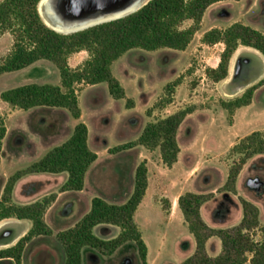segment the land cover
Instances as JSON below:
<instances>
[{
	"label": "rangeland",
	"instance_id": "obj_1",
	"mask_svg": "<svg viewBox=\"0 0 264 264\" xmlns=\"http://www.w3.org/2000/svg\"><path fill=\"white\" fill-rule=\"evenodd\" d=\"M237 21L264 32V0L217 2L205 12L199 30L185 50L133 49L114 66V73L121 79L135 105L133 112L128 114L132 113L131 118L127 119L128 123H132V126L128 124V131L113 130L103 134V141L110 147L138 139L149 122L186 108L193 109L179 127L177 140L181 151L172 167L164 164L159 148L150 150L138 145L109 153L108 149L100 147L102 160L88 176L89 189L88 193L85 192L88 197L102 194L104 198L123 202L133 191L136 167L142 161H147L148 188L135 213V223L148 246L147 264H183L200 252L210 257L222 253V240L217 235L204 240V249L198 248L197 237L191 232L178 203L179 197L187 192L204 196L200 215L207 229L201 228L203 236L211 233L213 228L228 229L240 224L244 214L243 203L246 201L251 205L252 221L247 231L253 239H261L260 230L264 226V153L248 158L241 165L243 154L232 148L253 131L261 130L264 133V84L256 89L251 104L235 109L233 113L223 103L242 96L249 87L264 78V56L252 47L240 45L230 59L228 77L215 82L207 74V69L218 66L225 45L221 42L212 45L203 42L207 30L214 27L225 29ZM191 24L193 21L187 20L183 26ZM13 44L12 33L3 31L0 26V63L11 52ZM88 58L87 51L74 53L70 56V66L76 68ZM234 61L237 76L229 79ZM177 79H180L179 84L168 86ZM32 82L60 83L59 70L52 62L41 60L23 70L0 75V123L4 122L7 127L0 164V203L5 201L7 206L15 202L13 191L10 193L11 199L7 200L9 193L6 187L17 172L32 163L35 154L30 155L31 149L41 151L55 146L65 140L70 132L71 125L60 127L61 123H67L68 116L64 111L51 107L23 110L1 99L4 90ZM104 85L107 87V83ZM88 86H81L80 95ZM95 96L96 93L88 89L84 101ZM102 96L105 97L100 93V98ZM110 122L113 128L115 119L111 116ZM118 122L123 124L125 120L119 119ZM237 167L239 172L234 181L229 174ZM47 175H30L19 186L17 193L19 199L30 198L53 188L55 191L39 199L47 200L43 217L51 222L53 211L64 196L59 194L62 191L58 187L61 178L55 174ZM58 197L60 201L56 203ZM85 212L86 206L81 202L70 221L54 224L62 232L63 227H73ZM255 213L258 216L257 226L252 218ZM19 223L17 217L2 219L0 242L9 241ZM59 233L36 235L28 241L23 251L27 257L24 264H31V252L47 244L44 242L59 241ZM13 245V242L0 243V250ZM63 254L64 249L56 264H65ZM246 255L244 264H252L251 254ZM118 256V264H143L135 243ZM0 264L16 262L0 260Z\"/></svg>",
	"mask_w": 264,
	"mask_h": 264
},
{
	"label": "trees",
	"instance_id": "obj_2",
	"mask_svg": "<svg viewBox=\"0 0 264 264\" xmlns=\"http://www.w3.org/2000/svg\"><path fill=\"white\" fill-rule=\"evenodd\" d=\"M220 1L227 0H149L137 11L112 21L97 24L83 30L64 33L48 26L39 13L40 0H2L0 2V26L14 36L11 52L0 63V75L23 70L38 61L52 62L60 73V83H26L4 90L1 99L14 107L30 110L36 107H55L66 109L76 119L81 118L79 94L82 85H95L106 82L110 94L115 99H126L128 108L135 101L127 97L125 88L113 73V64L125 53L133 49L156 51L163 48L185 50L199 30L207 9ZM239 1V0H236ZM187 20L193 24L184 27ZM203 42L209 45L223 43L225 48L216 68H208L207 74L220 82L228 77L229 62L240 45L252 47L264 56V32L242 22H234L225 29L218 27L207 30ZM87 51L89 58L83 64L72 68L69 58L72 54ZM180 83L177 79L169 87ZM264 84V78L249 87L242 96L223 103L231 113L235 109L251 104L258 86ZM193 112L186 108L146 124L139 138L109 149L117 153L143 145L150 150L159 148L163 162L172 167L181 151L177 133L186 116ZM7 127L0 123V163ZM89 128L79 121L72 134L63 143L51 148L42 158L16 173L10 179L7 192L12 194L15 182L30 173L67 172L68 179L61 187L62 191H81L85 187V178L89 168L98 159L88 143ZM234 151L243 154L242 164L256 154L264 153V133L256 130L244 136L234 147ZM239 167L229 174L236 179ZM148 188L147 161H142L135 169L134 188L123 204L109 203L101 197H94L90 210L73 226L58 234L65 252V264H83L82 250L91 246L103 255H113L127 242H134L143 264H147L148 246L135 223V213ZM179 206L191 232L197 237L198 248L204 249V240L217 235L222 240V253L210 257L206 253H197L183 264H244L247 253L251 254L252 264H264V226L261 227V239L255 240L248 233L251 227V205L246 201L240 224L228 228H213L211 233L202 235L201 228L207 224L200 215L204 196L192 192L181 195ZM47 200L27 205L7 206L0 203V221L17 217L29 219L33 226L13 246L0 250V260L12 259L21 264L26 243L36 235H49L51 229L44 220ZM255 225L258 216L253 215ZM107 223L120 228L118 236L103 239L94 233L95 226Z\"/></svg>",
	"mask_w": 264,
	"mask_h": 264
},
{
	"label": "crops",
	"instance_id": "obj_3",
	"mask_svg": "<svg viewBox=\"0 0 264 264\" xmlns=\"http://www.w3.org/2000/svg\"><path fill=\"white\" fill-rule=\"evenodd\" d=\"M83 51H85V50H83ZM76 53H78V52H76ZM122 57H120L117 61L114 62L113 73H114L115 64ZM69 60H70V58H69ZM114 75L122 83L121 79L115 73H114ZM104 83H106V82H102V83L95 84V85H89L86 89L83 90L81 95L79 94V103H80V107H81V118H80V120L74 119L66 109L51 107L53 109H57V110H61V111L66 112V114L68 116L67 117V123H61L60 124L61 128L65 127V125L66 126L71 125L69 127L70 132H69V134L65 140H67L69 138V136L72 134L75 125L79 121H83L87 124V126L89 128V139H88L89 147L94 152H96L98 154V159L87 171L84 189L81 191L66 190V191H61L59 193L60 196L61 195L64 196L63 201H61V204L58 205V207L55 208V210L53 211V217L51 218L52 219L51 222L47 217L45 218V222H46L47 226L51 229L52 232H57V233L60 232V229L57 228V226L54 224V222H61L62 223V222H66L68 220L70 221V219L72 218V216L74 214V211H76V208L79 206V203H81V202L84 203L86 206V212L81 215V218H82L90 210L91 202H92V199L94 197H101V198L105 199L107 202L114 203V204H123L128 199L127 198L123 202H115L113 200H110L109 198H106V197L104 198V196L102 194H100V195L92 194L91 197H88L87 194H85V192L88 193V189H89L88 176H89L92 168L94 166H96L99 162H101V160H102V156L100 153V151H101L100 147L101 148L103 147V149H108V152H109V149L113 147V146L110 147V145L106 144L103 141V134H105L106 132H111L113 130L125 132V130L128 131V124H130V126H132L131 125L132 123H128L127 119H128V117L131 118L132 113L130 115H128V114L130 113V111L133 112L134 108H128L127 107L126 102H125L126 99H115L110 94L108 84L106 87L104 85ZM56 84H58V83H56ZM99 88L101 90H99ZM124 88H125V86H124ZM88 89H91L92 92L96 93L97 96H95L93 99H89V100L87 99V101L85 102L84 101V94H85V91ZM125 91H126L127 97L129 98V95H128L126 88H125ZM100 93L105 95V97L102 96L100 98ZM121 101H124V103H122ZM36 108H38V107H36ZM110 116L115 119V122L113 124L114 125L113 128H111L112 123L110 122ZM119 119H124L125 122L123 124H121L118 122ZM104 120H105V123H104ZM93 134H94V137H93ZM65 140H63L61 143H63ZM61 143H59V144H61ZM59 144H57V145H59ZM53 147L54 146L48 147V148L43 149L41 151H39L37 149H31V151L29 152L30 155L35 154V156H33L32 163L34 161H37L40 158H42ZM141 147H143V146H141ZM2 158H3V152H2ZM1 162H2V159H1ZM33 174H44L46 176H49L47 174H55V175L59 176L61 178V180H60V183L58 184V187H62L68 179V173L67 172H61V173L39 172V173L26 174V175L20 177L15 182V184L13 186L12 191H13V200H14L15 204H18V205L31 204V203H34L36 201H39L40 198L45 197V196L49 195L50 193H52L53 191H55V190H52L53 188H51L49 190L41 192L37 196H33L30 198L24 197V198L19 199L18 193H17L19 186L22 184V182H24L27 178H29L30 175H33ZM59 201L60 200L58 197L56 199V203ZM56 203H54V206H56ZM68 207L70 208V210H68ZM19 221H20V223H19V225H17L15 227L14 233H13L12 237L10 238V240L5 241V242H0V243L9 244V243L13 242V244H15V242H17L21 237L25 236L33 226L32 221L29 219H19ZM70 227H72V226H67L65 228L63 227L61 229V231H64ZM94 233L103 239H111V238L118 236V234L120 233V228L116 225H113V224L102 223V224L95 226ZM54 241L55 242L53 243L50 240H48L47 242H44L47 244H45V245L42 244L40 247L35 248L33 250V252H31V255L29 257L30 263L31 264H56V260L60 259L61 252L63 251L64 248H62V245L60 244V242L58 240H54ZM133 244H134L133 242H127V243L123 244L119 249H117V251L113 255H110V256L103 255L99 250H97L94 247L85 246L82 250L83 264H86L90 261L92 264H102V263L103 264H118L116 261L117 258H119L118 254H121V253L125 252L127 249L132 248ZM63 255L65 256V254H63ZM26 258H27L26 253L23 252L22 264L25 263ZM4 260L11 261L12 259H4Z\"/></svg>",
	"mask_w": 264,
	"mask_h": 264
},
{
	"label": "bare ground",
	"instance_id": "obj_4",
	"mask_svg": "<svg viewBox=\"0 0 264 264\" xmlns=\"http://www.w3.org/2000/svg\"><path fill=\"white\" fill-rule=\"evenodd\" d=\"M146 1L147 0H42L39 4V9L42 16L51 27L60 32L70 33L125 17L141 8ZM244 61L247 62V60ZM235 63L234 61L231 77L229 79L237 76L234 72L236 69Z\"/></svg>",
	"mask_w": 264,
	"mask_h": 264
},
{
	"label": "water",
	"instance_id": "obj_5",
	"mask_svg": "<svg viewBox=\"0 0 264 264\" xmlns=\"http://www.w3.org/2000/svg\"><path fill=\"white\" fill-rule=\"evenodd\" d=\"M42 0H40V2H41ZM40 2H39V4H40ZM39 9V8H38ZM39 13H40V15L42 16V14H41V12H40V10H39ZM42 18H43V16H42ZM44 19V18H43ZM45 21V20H44ZM46 22V21H45ZM46 24L48 25V26H50L47 22H46ZM51 27V26H50ZM51 28H53V27H51ZM54 29V28H53ZM54 30H56V29H54ZM57 31V30H56ZM59 32V31H58Z\"/></svg>",
	"mask_w": 264,
	"mask_h": 264
}]
</instances>
